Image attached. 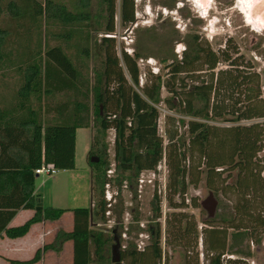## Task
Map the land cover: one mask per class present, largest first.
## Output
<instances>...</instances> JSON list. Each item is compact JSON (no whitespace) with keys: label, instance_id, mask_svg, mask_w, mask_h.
I'll return each mask as SVG.
<instances>
[{"label":"trees","instance_id":"obj_1","mask_svg":"<svg viewBox=\"0 0 264 264\" xmlns=\"http://www.w3.org/2000/svg\"><path fill=\"white\" fill-rule=\"evenodd\" d=\"M98 3L100 11L104 14L106 32H114L115 0H98ZM10 4L14 6V2ZM23 4L24 13L34 14V19L39 16L43 19L56 18L70 25L65 39H72L70 45L82 60V64H85L90 56V35L88 30H82V27L90 26L89 0H74L70 5L71 9L64 3H55L53 0H45L43 4L37 0H23ZM165 6L172 9L173 3H166ZM101 16L99 13L96 21ZM119 16L124 24L134 21V0H120ZM147 30L148 28L143 29ZM5 33L6 31L0 28V45ZM111 38H102L103 44L106 45L103 50L104 58L99 66L93 67L92 83L82 78L81 70L74 65L62 47L56 45L45 51L43 65L32 64L28 67L24 82L17 92L19 101L0 106V235L5 233L10 238L24 235L35 222L57 220L67 210L43 207L36 209L34 215L24 224L7 227L18 209H35L36 200L40 197V194H34L35 168L42 163L52 164L62 170L74 168L77 128L88 127L90 121L97 125V132L91 137L87 157L94 173L93 188L98 194L94 207L90 205L73 209L71 231L59 229L53 241L38 248L31 259L12 260L11 263L31 264L40 259L42 251L59 250L65 241L71 240L72 264H107L109 257L106 251L113 236L110 237L97 227L93 218L102 221L106 219L105 212L108 208L104 199V186L108 183L106 170L110 163L104 140L106 131L113 129V163L116 173L114 179L120 185L123 181L128 183L132 198H136L132 182L143 170L155 169L163 153H166L169 169V204L172 206L179 207L184 204L173 203V196L183 194L188 183L197 184L199 174L203 171L206 184L214 190L213 194L217 199L216 214L209 219V227L204 229L203 233L206 251L211 254L208 264H245L242 258L250 254V246L244 248L243 242H260L259 235L264 231V177L260 176L261 160L256 158L261 148L258 143L262 138L264 123L238 124L217 129L216 126L210 127L207 122L189 121L188 133L191 140L187 147L188 157L191 158L193 152H197V164L203 159L205 165L204 170L194 171L189 168L190 165H186L184 134L175 126L176 121L181 124L183 120L170 118L173 125L166 133L168 145L164 151L162 139L158 134L157 105L164 102L176 113L222 118L234 122L264 116L258 74L251 71L253 66L250 63H246L244 69H237L235 60L232 65L236 68L221 70L216 78L211 73L209 79H200L196 71L204 65L210 70L214 69L219 57L208 45L202 44L198 33H187L182 39L184 49L180 56L174 53L172 44L167 47L164 55L146 53L147 50L139 47L138 38L134 55L123 53V61L132 81L129 83L116 53L111 50L114 49V44L110 43L113 41ZM228 53V49L222 50L223 60L229 59ZM147 57L156 58L166 68V78L163 80L161 75H154L152 80L139 87L137 59ZM186 73L190 74L188 77L191 84L185 82ZM162 87L166 89V97H161ZM226 87L231 89V94H238L231 106L225 103V100L229 99L225 95L228 90ZM213 89L221 100L211 108ZM66 91H71L68 102L58 104L54 112L55 117L43 119L40 112L41 99ZM33 95L35 104L31 101ZM240 95L242 97H239ZM88 96L91 99V108L87 102L80 99H87ZM50 109L47 103L43 111L49 114ZM226 114L231 117H226ZM218 133L217 148L213 150L209 147L210 139ZM91 157L98 160L91 161ZM226 166L231 167L235 174L231 183L219 188L216 182ZM230 191L235 194L233 204L226 203L221 196ZM192 200L193 205L198 206L196 199ZM173 215H178L177 223L170 231L173 240L185 243L192 238L196 243L198 237L195 224L181 226L179 223L186 219V215ZM229 228L232 229L231 232H228ZM226 252L233 256H223L221 259ZM127 256L129 264H157L161 249L155 243L148 250L140 252L131 244L121 251V264Z\"/></svg>","mask_w":264,"mask_h":264},{"label":"rangeland","instance_id":"obj_2","mask_svg":"<svg viewBox=\"0 0 264 264\" xmlns=\"http://www.w3.org/2000/svg\"><path fill=\"white\" fill-rule=\"evenodd\" d=\"M37 1L42 4L45 2V0ZM53 1L55 3H64L68 9H71L70 5L74 2V0ZM10 2H14L13 7ZM166 3H173V8H166ZM24 4L23 0H0V28L6 31L2 40L3 42L0 45V106L5 103L11 104V102L15 104L19 101L17 92L24 82L28 67L32 64L43 65L45 51L56 45H60L74 65L81 70L82 78L92 83L94 76L93 67L99 66L101 60L104 58L103 50L106 45L103 44L102 38L104 36L108 37L109 34L112 35L111 39H113L110 43L114 44V49H110L116 53L119 65L122 67L129 83L132 81L123 61V53L133 56L138 38L140 40L139 47L147 50L146 53L151 52L156 55H164L167 47L172 44L174 46V53L180 56L184 49V44L182 43L184 36L187 33H198L202 44L208 45L219 57V63L216 64V68L213 71L207 70L206 66L203 67L204 71L199 73V75H202V79H209L212 72L214 73V78H216L217 72L236 68L232 66L235 60L239 65L237 69H244L243 66L246 63H250L253 66L251 71H255L260 77L261 92L264 95V32L253 30L244 22L241 13L235 8V0H212L209 14L204 18L199 16V11L194 7L191 0H134V21L126 24L120 20V0H115V29L112 33H107L105 30L106 22L103 11H100L101 7L98 0H89L90 26L82 27V30H88L90 35V56L85 64H82V60L76 55L73 46L70 45L72 39H65L66 31L70 25L56 18L55 20L50 18L43 19L42 16H39L34 19V14L27 15L24 13ZM15 12L17 13L16 15L14 14ZM99 13L102 16L96 21V16ZM209 22L212 23L209 24ZM135 24L136 26H134ZM144 28H148V30L143 31ZM247 35H249V40L247 39ZM253 37H255L257 43L253 42ZM232 46L234 48H230ZM224 48L229 50V59L227 60H223L222 50ZM137 66L139 87L152 80L154 75H161L163 80L166 78V68L156 58H139L137 59ZM189 75V73L185 74V77H187L185 78V82L187 84L192 83L188 77ZM196 75H198L197 72ZM40 78L42 79V75ZM79 87L82 89L81 86ZM226 88L228 89V87ZM230 90L228 89L225 92V95L229 97V99L225 100V103L231 106V103L238 97V94L236 92L231 94ZM70 94L71 91H66L45 97L44 99L42 98L40 104L42 118L55 117L54 112H56V107L58 104L68 102ZM161 97H166V89L164 87L161 88ZM239 97H242V95ZM80 99L83 102H87L91 108L90 96L87 99L85 97H81ZM31 101L34 104L36 103L34 95L31 96ZM47 103L51 107L49 114L44 113V107ZM157 109L159 114L157 121L158 134L162 139L163 148L165 149V146L167 147L168 145L166 133L173 125L170 118L183 120L181 124H178L176 121L175 126L179 127L181 134H184L187 155L186 165H190L189 168L194 171L204 170L203 159L197 164L199 161L197 152H193L194 155L191 158L188 157L187 152V147L191 140V135L188 133V123L192 120L199 121V119L190 115L176 113L169 109L164 102L159 103ZM226 117L229 118L231 115L226 114ZM211 119L207 123L210 127L216 126L217 129L238 124L264 123V116L241 119L237 122L223 120L222 118ZM96 132L97 125L91 121L88 128L84 127V129L77 131L74 168L58 169L56 173L50 176H36L34 190L42 195L44 207L66 208L72 211L75 208L89 207L90 201L92 207H94L98 194L93 188L95 184L94 173H92V167L88 163L87 157L91 147V137ZM113 136V129H108L104 140L107 145V156L110 163L108 169H111L109 172L108 169L106 170L109 186H104V199L107 202L108 210L105 212V221L93 218L94 223L110 237L114 235L118 236L119 232L116 227L120 226V229L124 231L121 236V245L133 244L135 246L141 240L143 241L141 245H144L147 241L146 232H143L142 235L138 234L137 227L141 228V225L137 224V222H132V217L136 215L143 226L159 224L161 229H163L164 216L166 214V244L163 234L161 249L164 258L161 260V264H183L184 257L190 254L188 252L190 250H193L194 253L198 252L196 259L198 264H208L211 254H208L206 251L203 233L204 229L209 227L207 223H210V218H207V213L201 207L200 201L208 195L209 191H213L214 193V190L206 184L203 171L199 174L197 184L192 185L188 183L183 194H175L173 196V203L183 202L184 204L179 207L172 206L169 204V197L171 196L170 189L168 188L169 169L166 153H163V157L159 162V168L155 167L153 169L154 172L152 170H143L139 173L137 179L132 182V187L136 192V198H132V191L129 190L128 183L123 181L120 185L114 179L116 178V173L112 164L114 154ZM261 137V141L258 143L261 145V148L257 152L256 158L261 160L259 162V166H261L260 176L264 177V131ZM218 139L219 133L216 137L210 139L209 147L211 149L217 148ZM197 165L199 166L197 167ZM234 174L235 171L231 167L226 166L216 185L221 188L231 183ZM140 178L143 179L142 183L139 181ZM193 178L195 179V177ZM107 190L111 194L110 201L105 196V191ZM156 196H158L160 201L157 204L159 205L157 207V209L159 208V218L155 216L156 211L153 209V200L156 199ZM221 196L225 199L226 203L233 204L235 198L233 192H226L221 194ZM192 198L196 199L198 206L193 205L194 200ZM131 211H134V214ZM174 213H184L186 215V219L179 223V225L185 226L189 224L190 226L191 224H195L198 237L196 243H194L192 238L186 240L185 243L181 242L182 244L173 240L170 231L174 229L172 226L175 227L178 219V215H173ZM67 222L68 216L65 215L62 218L59 229H69L70 223L68 225ZM170 224L172 225L170 226ZM113 230L115 231L113 232ZM231 231L232 229L229 228L228 232ZM52 233L51 231L49 236ZM259 237L261 240L258 243L254 240L249 243L247 241L243 242L244 248L247 245L250 246V254L242 258L245 264H264V231ZM112 243L113 240L108 245L106 251L109 257L107 264H114L110 257ZM223 256L227 258L233 255L226 252L221 256V259H223ZM52 260L49 257L46 259L47 263H51ZM192 260H195V257ZM59 262L60 264H70V256L67 257V253L64 252L62 257L60 256ZM122 264H129L128 256L122 260Z\"/></svg>","mask_w":264,"mask_h":264},{"label":"crops","instance_id":"obj_3","mask_svg":"<svg viewBox=\"0 0 264 264\" xmlns=\"http://www.w3.org/2000/svg\"><path fill=\"white\" fill-rule=\"evenodd\" d=\"M80 129L84 128H77L76 134ZM34 194H38L36 190H34ZM37 206H41V208L44 207L43 197L41 194L36 200L35 209H18L15 215L8 222L7 227H17L24 224L34 215L35 210L39 209ZM65 215L68 216L67 223L68 225L70 223V227L69 229L63 230L69 232L73 228V213L71 210L67 209L57 220H41L31 224L27 232L22 236L10 238L6 236L5 233H2L0 235V264H12V260L25 261L31 259L38 248H42L45 244H49L53 241L56 232L59 230V226L62 223V218ZM51 231L53 233L49 236ZM64 252L67 253V257L70 256V264H72L73 244L71 240L65 241L59 250L48 249L42 251L40 259L31 264H60L59 258L60 256L62 257ZM48 257L51 258V260L53 259L51 263H47L46 259H48Z\"/></svg>","mask_w":264,"mask_h":264},{"label":"flooded vegetation","instance_id":"obj_4","mask_svg":"<svg viewBox=\"0 0 264 264\" xmlns=\"http://www.w3.org/2000/svg\"><path fill=\"white\" fill-rule=\"evenodd\" d=\"M199 16L201 17V18H204L203 16H201L200 15V13H199ZM207 17V16H206ZM247 39L249 40V35H247ZM232 40V39H231ZM253 42H255V43H257V41H256V39H255V37H253ZM200 61H201V59H200ZM219 63V62H218ZM217 63V64H218ZM205 66V65H204ZM233 66V65H232ZM239 66V65H238ZM244 67V66H243ZM216 68V67H215ZM214 68V69H215ZM214 69H211L212 71L214 70ZM252 69H253V67H252ZM251 69V70H252ZM206 70V69H205ZM207 70H210V69H208L207 68ZM202 71H204V69L201 67L200 69H198L196 72H197V74H198V76H199V78L200 79H202L203 77H202V75H199V73H201ZM213 73V72H212ZM218 73V72H217ZM214 74V73H213ZM259 76V75H258ZM259 86H260V98H261V101H262V107H263V111H264V95L262 94V92H261V82H260V77H259ZM220 96H219V98L216 96V93H215V90L213 89V91H212V94H211V108L213 107L212 105H214V104H216L218 101L220 102ZM241 105V103H239L238 104V106H240ZM228 110H229V108H228ZM185 115H188V114H185ZM210 116H212V113H210ZM192 117H195V118H198L199 119V122H201V123H203V122H207V121H209V120H212L211 118H209V117H207V118H203L202 116H192ZM141 173V172H140ZM154 202H153V209L156 211V213H155V216L157 217V218H159V208L157 209V207H159V205H157V204H159V198H158V196H156V199H154L153 200ZM131 212H133L134 213V211H131ZM158 215V216H157ZM132 222H137V224H140L141 226V228H139V227H137V230H138V234L139 235H142L143 234V232H146V237H147V241L144 243V245H141V242H142V244H143V241L141 240H139L140 241V243L139 242H137V244H135V250L136 251H146V250H148V248H151L155 243L160 247V249H161V244H162V242H161V239H162V235L164 234V242H165V244H166V214H165V216H164V228L163 229H161V226L158 224H155V225H153V224H148V225H146V226H143V224L138 220V217L136 216V215H134V217H132ZM137 226H139V225H137ZM117 229H118V238H119V241H120V253H121V251H123L124 249H125V247H127V245L125 246V245H121V236H122V234L124 233V231H122L120 228V226H118V227H116ZM115 230H113V232H114ZM190 254L189 255H186V257H184V261H183V264H194L195 263V261H196V259H197V254H198V252H196V253H194V251H188ZM195 257V260H192L193 258ZM163 258H164V256H163V251H162V249H161V257H160V260H158V262H157V264H161V260H163ZM194 261V262H193ZM195 264H198V263H195Z\"/></svg>","mask_w":264,"mask_h":264},{"label":"bare ground","instance_id":"obj_5","mask_svg":"<svg viewBox=\"0 0 264 264\" xmlns=\"http://www.w3.org/2000/svg\"><path fill=\"white\" fill-rule=\"evenodd\" d=\"M191 2L201 16L206 17L209 14L212 0H191ZM234 5L248 26L255 31L264 32V0H235Z\"/></svg>","mask_w":264,"mask_h":264},{"label":"water","instance_id":"obj_6","mask_svg":"<svg viewBox=\"0 0 264 264\" xmlns=\"http://www.w3.org/2000/svg\"><path fill=\"white\" fill-rule=\"evenodd\" d=\"M98 158L91 157V161H97ZM201 207L206 211L207 218H213L217 211V199L212 191L208 192V195L200 201ZM41 208V206H37ZM111 261L114 264H121V253H120V241L118 236H113V243L111 244Z\"/></svg>","mask_w":264,"mask_h":264},{"label":"built area","instance_id":"obj_7","mask_svg":"<svg viewBox=\"0 0 264 264\" xmlns=\"http://www.w3.org/2000/svg\"><path fill=\"white\" fill-rule=\"evenodd\" d=\"M134 26H136V24ZM108 37H112V35L109 34ZM112 164H113V167H114V163H112ZM157 167L158 168L160 167L159 163H158ZM57 170L58 169L55 168L52 164H44V163H42L39 167L35 168L34 172H35L36 175L50 176V175L56 173ZM109 171H111V169H108V172ZM152 172H154V171L152 170ZM139 181L142 183L143 179L140 178ZM106 186H109V183H107ZM105 192H106L105 196H106L107 200L110 201L111 200V194H109L108 190L105 191Z\"/></svg>","mask_w":264,"mask_h":264}]
</instances>
